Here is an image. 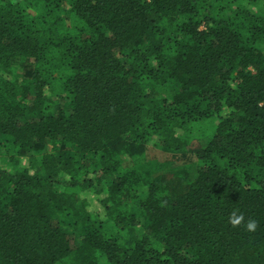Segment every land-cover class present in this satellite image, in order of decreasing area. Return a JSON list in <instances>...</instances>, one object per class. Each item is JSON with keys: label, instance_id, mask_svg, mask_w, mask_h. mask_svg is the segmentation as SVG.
<instances>
[{"label": "trees", "instance_id": "trees-1", "mask_svg": "<svg viewBox=\"0 0 264 264\" xmlns=\"http://www.w3.org/2000/svg\"><path fill=\"white\" fill-rule=\"evenodd\" d=\"M0 264H264V0H0Z\"/></svg>", "mask_w": 264, "mask_h": 264}, {"label": "rangeland", "instance_id": "rangeland-1", "mask_svg": "<svg viewBox=\"0 0 264 264\" xmlns=\"http://www.w3.org/2000/svg\"><path fill=\"white\" fill-rule=\"evenodd\" d=\"M179 152L165 149L162 146H148L146 151L132 158L125 159L123 165L131 169L134 173H139L141 178L137 185L131 186L132 190L139 191L147 186L148 181L157 173H166L168 176L175 174L183 167L182 163L176 158ZM135 188V189H134Z\"/></svg>", "mask_w": 264, "mask_h": 264}, {"label": "clouds", "instance_id": "clouds-1", "mask_svg": "<svg viewBox=\"0 0 264 264\" xmlns=\"http://www.w3.org/2000/svg\"><path fill=\"white\" fill-rule=\"evenodd\" d=\"M228 222L233 227H239L244 224L245 229L249 232H254L258 227V222L255 219H249L245 222V217L240 210L233 209L228 216Z\"/></svg>", "mask_w": 264, "mask_h": 264}]
</instances>
